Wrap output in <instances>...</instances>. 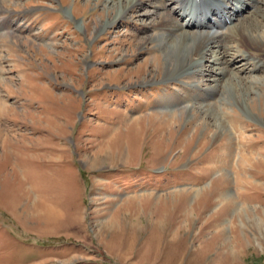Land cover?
I'll use <instances>...</instances> for the list:
<instances>
[{
	"label": "rangeland",
	"instance_id": "rangeland-1",
	"mask_svg": "<svg viewBox=\"0 0 264 264\" xmlns=\"http://www.w3.org/2000/svg\"><path fill=\"white\" fill-rule=\"evenodd\" d=\"M126 1L0 0V264H264V1L171 78Z\"/></svg>",
	"mask_w": 264,
	"mask_h": 264
},
{
	"label": "bare ground",
	"instance_id": "bare-ground-1",
	"mask_svg": "<svg viewBox=\"0 0 264 264\" xmlns=\"http://www.w3.org/2000/svg\"><path fill=\"white\" fill-rule=\"evenodd\" d=\"M138 2L139 0L126 1V7L124 6L122 11H118L114 21H112L109 26L114 25L118 20L122 19L123 15H125L129 9L136 6ZM260 2L261 0H171V2H169V4H167V6H165L164 8H168H166V10L172 18L169 20V23H166V21L160 22L159 25H157L161 27L162 25H164L163 29H159L161 31L163 30L165 33L162 32L160 33V35H156L153 38L155 41L159 40L158 42L163 46H161L162 52H164V58L167 61L166 76L171 78L173 72H176L178 74L187 73L192 75L196 71L193 73H189V68L191 66L193 68L200 66L202 64V60L208 55L207 53L214 55V48H221L225 50L222 47V44H220V47H210L212 40L218 37V33L216 32V30H219L220 28L227 25H233V21L237 20L239 15L242 14L244 10H246L248 7L253 8L254 4H259ZM67 10L69 9H64V11ZM66 14L67 16H69L68 13ZM173 16H175V18H173ZM68 18H71V16ZM80 25L81 24L78 23L79 27ZM106 26L107 25L103 27ZM221 31L222 30H220L219 33H221ZM223 37L226 40L225 42L227 43V41L230 40L231 35L228 36L222 31V38ZM233 37V41L238 43L237 48L244 49L245 38L242 37L239 40L238 32L236 31H234ZM222 38L221 41H223ZM251 38L256 44L259 43L258 39H260V37L257 38L256 36L251 35ZM247 48L248 47H245L246 50H248ZM245 49L243 53L245 54L244 57L246 58H242L241 61L249 60L251 62H254V70L260 68L259 61H255V56L251 55V53H249ZM217 51L216 54H220L217 53ZM222 54L224 57V52H221L220 55ZM215 56L212 58L217 59V57ZM211 60L209 61L212 63V65H215V63L218 64L216 60ZM234 61L235 60L230 62ZM261 64L262 62L260 61V65ZM226 70H228L227 67Z\"/></svg>",
	"mask_w": 264,
	"mask_h": 264
},
{
	"label": "crops",
	"instance_id": "crops-1",
	"mask_svg": "<svg viewBox=\"0 0 264 264\" xmlns=\"http://www.w3.org/2000/svg\"><path fill=\"white\" fill-rule=\"evenodd\" d=\"M26 65L27 64H25V63H21V62L17 63L16 62L13 68L16 70H21V69H24ZM21 77H24V75H22ZM0 111H2L4 114L7 112V114H13L14 116L17 115V113L11 111L5 97H0Z\"/></svg>",
	"mask_w": 264,
	"mask_h": 264
}]
</instances>
